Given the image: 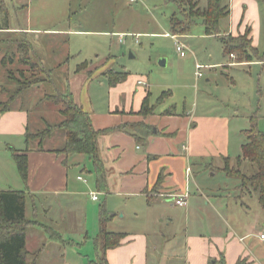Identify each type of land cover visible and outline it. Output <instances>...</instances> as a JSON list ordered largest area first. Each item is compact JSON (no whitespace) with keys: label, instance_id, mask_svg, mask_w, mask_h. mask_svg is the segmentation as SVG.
Here are the masks:
<instances>
[{"label":"rangeland","instance_id":"374dc122","mask_svg":"<svg viewBox=\"0 0 264 264\" xmlns=\"http://www.w3.org/2000/svg\"><path fill=\"white\" fill-rule=\"evenodd\" d=\"M172 17L182 19L170 0H0V28L29 27L86 32L70 33L68 36V60L61 37L0 32V108H22L28 112V135L44 131L46 126H56L63 118L58 113L59 106L48 99L57 97L58 91L64 92L69 87L68 81L76 66L83 62L98 65L106 60L107 68L102 74L111 69L127 73L131 82L139 77L145 78L153 103L163 91L169 90L172 94L170 104L177 111H190L197 98L199 109L203 105L204 108H214L221 113L234 110L244 119L245 115H249L254 118L257 130L264 134V66L254 62L250 67L236 66L224 68V71L206 69L202 71L203 78L197 80L194 77V56L199 64L215 63L222 58L220 44L215 38H200L197 34L201 29L195 25L200 20H195L188 34L193 39L186 40L185 58L180 57L175 41L163 37L166 32L170 34L168 21ZM182 23L185 25L187 22ZM112 32L130 33V36L124 38V43H119L118 38L110 34ZM136 33H139L137 40L132 37ZM260 37L257 47L259 53L264 51V22ZM26 45L29 47L24 49ZM130 53L135 57L130 59ZM161 59L167 60L165 68L158 64ZM207 79L210 82H206ZM91 80L86 87V96L94 108V114L101 115L99 120L103 122L114 99L104 76L97 75ZM127 125L121 129L131 131L130 126H136ZM243 128L244 131L248 130L250 124L246 125L241 119L232 126L233 158L241 155L239 146L241 142H246L244 132L240 131ZM240 132L244 137L240 136ZM64 143V133L57 130L45 142L44 148L61 152ZM31 145L35 144L32 142ZM134 148L132 144L127 146L123 156L116 161L118 168L124 169L127 165L123 162L124 155H142V150L136 151ZM72 161L75 163L72 174L80 175L86 181L80 184L81 195L63 204L57 198L52 202H44L42 197L33 202L28 200L27 218L39 219L44 223L47 216L56 217L64 212L81 216V222L74 224H77V229L81 226L86 230L87 237H82L74 224L70 227L69 224L55 221L51 232L58 234L60 239L50 238L48 230V233L43 232V238L36 234L38 239H32L33 246L29 240V250L42 248L37 264H100L96 245L101 229L100 219L105 220L103 230L106 233L145 236L151 258L155 256L164 264H183L187 260V253L181 243L184 232L190 235L201 232L206 237L212 236L211 230L197 231L194 225L196 217H191L187 223L180 208H173L169 203H151L146 195L137 193L132 178L110 180L109 193L98 191L94 185L96 176L90 159L86 155H75ZM9 162L13 166L12 161ZM2 164H5V160H2ZM217 164L214 162L213 166L217 167ZM226 164L237 168L234 161H227ZM214 167L208 172L202 171V184L223 189L224 196L238 201L231 206V213L224 211L213 219V235L224 237L229 229H233L239 238L249 240L248 245L253 246V251H258L262 248L257 237L260 232H264V211L257 197L242 193L240 180L228 178L221 170H214ZM239 170L246 176L252 172L248 168L246 171L243 166ZM2 183V188L12 186L8 182ZM92 194L97 196L98 201L92 200ZM240 202L248 208L241 206ZM49 203L50 211L44 212L43 209ZM101 208L105 211L103 215ZM162 236L170 241L164 243ZM213 241L219 246L216 240ZM155 246L157 254L153 255ZM202 253L201 248L194 253L198 264ZM258 253L256 264H264V251ZM238 264L244 263L239 261Z\"/></svg>","mask_w":264,"mask_h":264},{"label":"crops","instance_id":"0c3cea01","mask_svg":"<svg viewBox=\"0 0 264 264\" xmlns=\"http://www.w3.org/2000/svg\"><path fill=\"white\" fill-rule=\"evenodd\" d=\"M197 2L201 9L206 6V0H197ZM223 3L228 8V16L220 21V36L230 35L235 37L248 32L251 45L257 49L263 30V6L256 0H224ZM168 23L170 34L166 32L163 37L171 38L172 40H174L172 37H175L176 41L181 43L186 50V40L193 39L191 38L192 35H188L190 27L184 34H173L170 20ZM195 25L201 29V32L197 34L200 38L217 39L216 37L205 35L201 22L195 23ZM0 32L61 37L63 38L62 46L65 49L66 60L69 58L68 36L70 33H86L71 29L55 31L50 28L31 29L29 27L6 28L5 30H0ZM110 34L116 36L119 43H124V38L127 35L130 36V33L126 34L125 32H112ZM138 35L139 33H136L132 37L137 40ZM220 47L222 50L221 44ZM233 56V58L230 56L224 57L222 50V58H219V61L206 65L199 64L197 57L194 56V77L197 80L203 78V76L201 78L196 76V65L202 66L201 73L206 69L214 72L217 69H230L236 66L250 67V64L254 62L261 64L262 67L264 66V63L257 61L236 63V57L235 55ZM182 58H185V56ZM211 60L212 58H210ZM105 63L107 65L106 60L98 65L87 63V67L79 72L76 69L80 65L76 66L68 81L74 102L90 116L94 130L121 128L127 124H135V127L139 125L146 126L150 130V134L146 139H143L139 133L137 134L134 131L136 128L130 126L131 131L121 129L103 137L99 141L100 157L104 162L107 173L106 193L110 191V186L108 185L110 180L115 181L118 178L129 177L135 182L137 193L146 195L151 203H169L175 208L177 206L173 204V200L176 197H184L186 205L178 208L182 210V215L186 222L188 223L191 217L192 219L196 217L194 225L197 231L207 229L214 233L213 219L224 211L231 213L233 210L231 206L236 204L238 200H231L232 198L230 199L229 196H224L223 189H213L205 186L200 181V176L203 170L207 172L212 170L214 162H218V166L214 167L216 171H222L227 161H234L235 165H237V159L241 155L232 157V126L236 125L239 119L244 120L246 125H249L250 121L248 120L251 117L245 115L244 119V117L237 115L238 113L234 110L221 113L214 108L213 110L204 108L203 105L199 109L197 98H195V103L190 107V111L186 113L185 111L180 112L177 111L174 105L170 104L169 98L172 94L169 90L163 91L153 103L150 99L151 94L148 91V84L145 78L139 77L131 82V78L128 75L129 77L127 76L125 82L113 88L108 85L114 103L108 107L107 115H104L106 119L102 122L99 120L101 115L94 114V108L86 96V87L89 86L92 77L102 75L105 78V74H102L107 68ZM166 66L167 60H165ZM108 70L112 71L111 69ZM139 82L145 83V86L139 84ZM206 82H210V79H207ZM144 100L147 101L150 110L146 116L138 114ZM29 124V114L21 108L0 112V191H16L24 195L25 219L31 223L26 231V251L28 253L26 261L27 264H37L42 248L36 251L29 250V240H31L30 243L33 246L32 239H38L36 234L39 235V238H43V232L48 233V230L50 238L60 239L61 237L58 234L54 235L51 232L55 221L69 224L71 227L74 223L81 222V216L64 212L56 217L47 216L44 219V223L39 219L30 220L27 218V201L33 202L34 199L42 197L41 199L44 202H52L57 198L63 204L64 201L72 200V197L81 195L82 186L80 184L83 185L86 181L80 175L74 176L72 174V169L75 166L72 161L73 156L66 157L63 154L53 152L54 150L38 151L35 148L26 151L27 177L23 181L17 171L13 155L21 154L26 150L25 134ZM244 130L243 128V131H240L244 132ZM241 132L240 136L244 137ZM129 144L134 145L136 151L142 150V155H124L123 162L127 164L124 170L116 166V161L123 156ZM244 144L241 142L239 146L240 153ZM7 158L12 161L13 166ZM2 160H5V164H2ZM6 161L7 168L4 169ZM241 166L246 171L247 168L251 171L249 163L243 162ZM159 178L160 181L158 182ZM2 182H8L7 184L12 186L2 188ZM94 185L96 187V184ZM240 204L248 208L244 203L240 202ZM49 205L50 203L43 209L44 212L50 211ZM74 226H76L77 232L81 236L83 235L82 237H87L86 230H83L81 226L77 229V224H74ZM189 227H191L190 223ZM213 233L212 236L206 237L201 232L193 235L184 232L181 237V243L185 253H187V260H184L183 264H198L194 253L199 248L203 252L200 257V264H237L239 261L244 264H256L259 255L258 251H264V242L259 239V235L264 234V232H260L257 237L258 244L262 247L258 251H253V246L249 247L248 245L249 240L245 241V238H239L233 229H229L224 237L213 235ZM161 240L164 243L170 241L165 236H162ZM213 240H216L219 246ZM97 249V257H99L101 256V249L98 247ZM149 251L145 236L125 234L121 245L107 250L105 257L107 264H164L155 256L151 258V252ZM152 252L153 255L157 254V246L153 247Z\"/></svg>","mask_w":264,"mask_h":264},{"label":"trees","instance_id":"16d2710c","mask_svg":"<svg viewBox=\"0 0 264 264\" xmlns=\"http://www.w3.org/2000/svg\"><path fill=\"white\" fill-rule=\"evenodd\" d=\"M224 0H206V6L201 9L197 0H170L176 6L182 19L172 17L170 19L171 32L173 34H184L195 20H200L206 36H213L218 39L222 46L223 56H236V63H251L257 61L264 63V51L259 53L251 45L248 32L238 36H220V21L228 16V8L223 3ZM264 8V0H256ZM186 21L187 23H182ZM6 29V28H5ZM0 28V30H5ZM29 45L24 46V49ZM20 48V47H18ZM31 50V48H28ZM87 65L83 63L78 66L79 72ZM128 74L125 72L109 71L105 74L109 87L125 82ZM55 98L48 101L59 106L58 113L63 120L53 127L46 126V129L37 132L35 135L25 134L26 150L21 154H14L13 160L16 164L20 178L25 181L27 177L26 151L35 148L38 151H52L45 149V142L52 138L54 132L64 133V147L61 152L54 150L58 154L66 157L75 155H86L92 162L96 176V188L98 191L106 192V170L104 162L100 157L99 141L121 128H110L94 130L90 116L79 107L73 100L69 87L64 92H57ZM49 98V97H48ZM1 106V104H0ZM11 109V108H10ZM9 108H0V112H6ZM22 109V108H21ZM150 110L147 101L144 100L138 114L146 116ZM134 131L146 139L150 130L146 126H137ZM246 142L242 146L241 156L237 159V168L229 167L225 164L222 172L231 179L240 180V190L249 197L255 195L257 201L264 211V134L257 130L254 118H250V128L244 131ZM137 137V136H136ZM138 140V137L136 138ZM32 142L35 144L32 146ZM243 162L251 166L250 173L242 174L239 168ZM160 181V178L158 182ZM158 184V183H157ZM105 211L101 208V215ZM105 220L100 219V233L96 245L101 249V256L98 257L100 264H107L105 253L109 249L119 247L124 234L106 233L103 230ZM31 223L25 219V197L21 192L0 191V264H27L26 251V231ZM238 264V262H237Z\"/></svg>","mask_w":264,"mask_h":264},{"label":"built area","instance_id":"2783aa9c","mask_svg":"<svg viewBox=\"0 0 264 264\" xmlns=\"http://www.w3.org/2000/svg\"><path fill=\"white\" fill-rule=\"evenodd\" d=\"M130 2H134V0H130ZM175 41V46H176V50L177 52L180 54V57H184L185 56V47L179 43L178 41H176L175 37H172ZM231 58H233V55H230ZM202 70V66L196 65V76L198 78L202 77V73L200 72ZM139 84H142L143 86H145V83L139 82ZM80 180V178H78ZM91 198L93 201L97 200V196L96 195H91ZM173 204L177 207H184L186 205V201L184 200V197H176L173 200ZM259 239L264 242V234H260L259 235Z\"/></svg>","mask_w":264,"mask_h":264},{"label":"water","instance_id":"95a60500","mask_svg":"<svg viewBox=\"0 0 264 264\" xmlns=\"http://www.w3.org/2000/svg\"><path fill=\"white\" fill-rule=\"evenodd\" d=\"M135 56H134V54L133 53H130V59L131 58H134ZM158 64L160 65V66H162V67H165V60L164 59H161L159 62H158Z\"/></svg>","mask_w":264,"mask_h":264}]
</instances>
